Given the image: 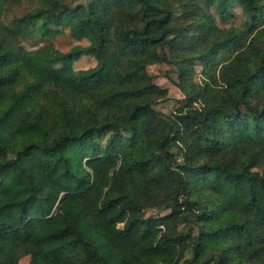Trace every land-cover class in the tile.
I'll use <instances>...</instances> for the list:
<instances>
[{
	"label": "trees",
	"instance_id": "16d2710c",
	"mask_svg": "<svg viewBox=\"0 0 264 264\" xmlns=\"http://www.w3.org/2000/svg\"><path fill=\"white\" fill-rule=\"evenodd\" d=\"M5 3L0 264H264V0H41L13 27ZM32 35L89 44L17 43ZM159 63L182 94L169 116Z\"/></svg>",
	"mask_w": 264,
	"mask_h": 264
},
{
	"label": "rangeland",
	"instance_id": "374dc122",
	"mask_svg": "<svg viewBox=\"0 0 264 264\" xmlns=\"http://www.w3.org/2000/svg\"><path fill=\"white\" fill-rule=\"evenodd\" d=\"M63 3L76 6V5H86L89 0H60ZM41 5V0H6L4 6V14L2 20L5 25L8 27H13V19L21 18L26 13L30 12L32 9L39 7ZM203 12L206 17L208 15L213 16L215 20V24L221 30H238L243 28V23L245 21V16L242 13L241 9L235 7L233 9L234 17L228 19L227 21H221L216 13L212 9H208L207 7H203ZM175 13L178 17H180L181 9L176 8ZM22 48L25 50H32L39 48L41 46L47 44H53L54 48L60 52H67L71 48L82 45L87 46L89 42L85 39L81 40L80 42L73 40L68 35L57 37L54 40H41L36 35L28 36V37H19L17 42ZM211 42H207L206 44L201 45V49L204 46H209ZM95 65V60L90 57H82L79 61L74 64L75 70H85L91 68ZM196 74L193 77L194 81L199 85L203 83L205 76L202 75V67L200 64L196 63ZM172 66L167 65L166 63H159L154 64L147 67V72L150 76H152L154 83L158 84L162 88H166L168 90V95L166 100L157 104L156 109L160 112L164 113L165 115L169 116L173 114L176 109L179 107L178 101L182 99V94L179 92L177 87H175L168 79H172L173 81H177V75L172 73ZM103 140L102 144H104ZM175 157L179 159L176 152H174ZM166 202L165 198L159 199L156 203H154L149 208L145 209L144 214L145 216H165L170 213L169 210L166 209ZM188 229L190 226L187 227ZM30 261V256L21 255L18 258V264H28Z\"/></svg>",
	"mask_w": 264,
	"mask_h": 264
}]
</instances>
